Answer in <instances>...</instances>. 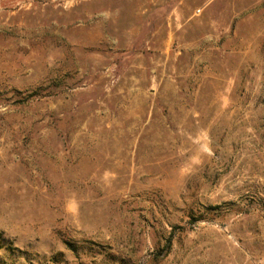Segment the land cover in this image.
I'll list each match as a JSON object with an SVG mask.
<instances>
[{
  "label": "rangeland",
  "instance_id": "374dc122",
  "mask_svg": "<svg viewBox=\"0 0 264 264\" xmlns=\"http://www.w3.org/2000/svg\"><path fill=\"white\" fill-rule=\"evenodd\" d=\"M0 264H264V0H0Z\"/></svg>",
  "mask_w": 264,
  "mask_h": 264
}]
</instances>
